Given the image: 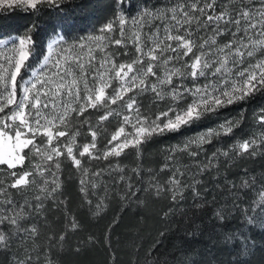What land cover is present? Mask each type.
Masks as SVG:
<instances>
[{"label": "snow or ice", "instance_id": "snow-or-ice-1", "mask_svg": "<svg viewBox=\"0 0 264 264\" xmlns=\"http://www.w3.org/2000/svg\"><path fill=\"white\" fill-rule=\"evenodd\" d=\"M132 6L133 0H112L103 26L69 40L64 25L71 22L70 8L83 10L80 0H0V255L7 264H56L64 235L42 230L47 213L66 208L60 180L65 162L86 176L91 160L108 161L79 181L82 201L97 215L106 201L138 207L151 189L156 196L171 193L162 218L167 224L187 190L200 203L211 197L218 226L238 214L245 228L264 231V169L248 167L264 160V108L253 110L247 137L223 139L244 121L248 103L264 96V0H137L135 14ZM18 13L30 23L4 34V23ZM45 15L59 19L46 49L35 38ZM129 46L132 58L118 62ZM237 104L236 116L225 113L215 127L169 146L156 170L142 176L139 164L128 169L120 159L131 149L127 155L139 160L155 138L183 137L185 129ZM152 105L163 107L153 111ZM89 110L100 112L98 122L85 115ZM109 117L117 130L97 150ZM82 131L91 140L75 147ZM69 224L79 227L74 218ZM223 238L250 239L235 230ZM145 259L160 264L151 249Z\"/></svg>", "mask_w": 264, "mask_h": 264}, {"label": "trees", "instance_id": "trees-1", "mask_svg": "<svg viewBox=\"0 0 264 264\" xmlns=\"http://www.w3.org/2000/svg\"><path fill=\"white\" fill-rule=\"evenodd\" d=\"M80 2L83 5L82 11L69 9L71 22L65 24L63 29L67 39L93 33L111 16L112 0ZM142 2L140 0L141 5ZM136 3L137 0H133L129 10L131 13L136 11ZM30 20L28 15L18 13L4 23L3 33L22 32ZM58 23L59 19L53 15L39 19L41 27L35 38L42 48L47 36L54 33ZM241 107L237 104L221 110L219 117L206 118L196 128L204 130L216 126L223 120L225 113L229 118L234 117ZM261 108H264V96L257 95L248 103L244 121L234 129L233 134L223 138L224 142H232L233 136L237 139L247 137L254 130L250 119L253 110ZM103 131L109 134V126L103 128ZM188 131L184 130L183 137L179 134L157 137L144 146L145 151L139 160L130 156L123 159V163L128 169L139 164L142 176L149 169L156 170L162 164L166 148L185 138ZM64 167L62 199L66 202V208L64 211L56 209L47 213L48 223L42 230L45 235L53 232L64 235V240L56 249V264H148L145 259L148 249L156 253L160 264H164V261L167 264H264V231L245 228L238 214L223 227L218 226L211 219L214 212L211 197H208V203H200L185 190L186 199L182 201L179 210L170 215L167 224L162 218L169 207L171 193L156 196L151 189L143 193L142 203L138 207L128 210V206H122L118 201H106L107 209L97 215L94 208L82 201L74 169L67 164ZM248 167L259 173L264 169V160L250 162ZM241 206L246 205L242 203ZM73 218L79 224L75 230L69 224ZM226 230H235L238 235L244 234L250 239L246 243L239 240L225 242L223 234ZM192 231H195V235L190 236ZM160 232H164V235L161 236ZM0 264H7L6 256L0 255ZM151 264H156L155 260Z\"/></svg>", "mask_w": 264, "mask_h": 264}, {"label": "rangeland", "instance_id": "rangeland-1", "mask_svg": "<svg viewBox=\"0 0 264 264\" xmlns=\"http://www.w3.org/2000/svg\"><path fill=\"white\" fill-rule=\"evenodd\" d=\"M135 13H136V11L133 12L132 14H135ZM130 23H131V22H130ZM90 34H93V33H89V34L84 35V36H88V35H90ZM96 34H100V33H99L98 31H96ZM126 35H127L129 38H131V35H132V29H131V28H129V29L127 30ZM8 38H9L8 36H5V39H8ZM51 38H53L52 34L49 35V36H47V39H46V41H45V46H44L45 49H46V44H47L48 40L51 39ZM111 38L114 39V38H117V37L112 36ZM72 39H74V37H73V38H69V40H72ZM110 50H112V51H116V52H120V51H121L120 48L115 47V46H112V47L110 48ZM3 51H5V47H4V46H0V52H3ZM127 51H128V56L120 55L119 58H118V62H119V61H125V62H126V61H128L129 59L132 58V56H133V51H132V48H131L130 46H129V48L127 49ZM35 67L38 69V68H39V65L37 64ZM137 67H139V66H137ZM109 91H110V90H109ZM126 98H127V97H125V99H126ZM17 99H18V100H19V99H22V92H21L20 89H18ZM149 103H150V102H149ZM111 107L116 108L117 106H116V105H113V106H111ZM151 107H152V110H153V111H159L160 108L163 107V105H161L160 108H157L155 105H152ZM101 111H104V110H101ZM85 115H86V116H89V115H90V120H91L93 123H96V122H98V118H99L100 112H98V111H94V110H89V112H86ZM81 119H83V118L81 117ZM201 122H202V121H201ZM201 122H200V123H201ZM221 122H222V121H220L219 123H221ZM219 123H218V124H219ZM102 124H103V128L109 126V130H110V132H109V134H105L104 131H103V128H102V134L97 138V141H96L97 150H102V149L104 148V146L106 145V143H107V139H108V137H110V135L113 134V132H115V131L117 130L116 124H115V122H113V118H112V117H109V120H108V121H103ZM196 127H197V126H195L194 129H188V130H189V131L187 132L188 135H186L185 138H182L181 140L174 142L173 144H171V146H175V145L181 144V143L183 142L184 139H187L189 136H191V135H193V134H195V133H198V132L202 131V129H198V128H196ZM213 127H215V126L213 125V126H209V127H207V128H213ZM207 128H206V129H207ZM127 132H128V129L126 128V133H125V134H127ZM62 139H65V140H66V139H68V138H62ZM75 140H76V145H75V147H79V146H81V145L84 144V143H88V142L91 140V136H90L87 132L82 131V132H81V135L77 136V137L75 138ZM167 150H168V148H166V150L164 151V158H163L162 164H164L165 161H166V152H167ZM131 152H132L131 149H127V150H126V156H122V157L120 158L121 161L123 162V159H128V157H130L131 155H127V154H129V153H131ZM110 159H111V158H110ZM84 160H88V157L85 156V157H84ZM107 163H108V161H106V160H91V161L86 165V167L88 168L89 171H88V174L85 176V175H83V174L78 173V170H76L75 168H73V167L71 166L70 162H65V163L62 164V171H61V173H60V180L63 182V175H62V174H63L64 169H65L64 165H66V164H67V165H70V166L74 169V171L76 172V178L78 179V182H79L80 179H82V178H83V179H90V178H91V171L93 170V168L103 167V166H105ZM162 164H161V165H162ZM161 174H162L163 176H166V175H167L166 173H161ZM78 185H79V187H80V184H78Z\"/></svg>", "mask_w": 264, "mask_h": 264}]
</instances>
